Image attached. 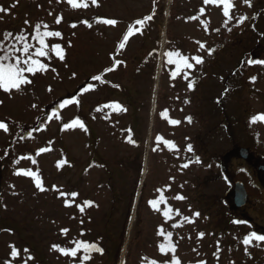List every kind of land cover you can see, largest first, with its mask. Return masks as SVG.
I'll list each match as a JSON object with an SVG mask.
<instances>
[{"label": "rangeland", "instance_id": "374dc122", "mask_svg": "<svg viewBox=\"0 0 264 264\" xmlns=\"http://www.w3.org/2000/svg\"><path fill=\"white\" fill-rule=\"evenodd\" d=\"M233 2L231 20L223 4L204 0H76L78 7L68 0L5 2L0 34L11 23L31 35L36 25L41 31L47 25L62 33L48 40L62 45L64 59L54 53L40 58L47 71L29 75L32 83L0 90V123L7 126L0 129V264H85L84 255L94 256V264H172L173 253L160 251L168 232L180 264H264V241L244 243L253 232L264 235V190L241 161L229 165L226 182L221 163L238 148L264 160V122H253L264 115V64L250 63L264 61V0ZM148 16V27L136 31V25L119 50L122 33ZM169 50L194 67L173 76ZM115 53L127 64L110 80L129 85L126 76L135 77L141 98L135 104L139 121L128 111L110 128L104 124L118 112L106 117V97H79L76 90L82 92V73H102ZM195 56L203 63L195 64ZM76 95L77 102L65 104ZM100 102L102 110L95 107ZM77 119L84 128H65ZM236 182L249 194L253 225L230 213ZM161 196L157 210L150 202ZM84 233L102 251L81 249L74 258L53 248H70ZM31 238L43 248L36 251ZM13 245L19 258L10 255Z\"/></svg>", "mask_w": 264, "mask_h": 264}, {"label": "snow or ice", "instance_id": "6c2138e0", "mask_svg": "<svg viewBox=\"0 0 264 264\" xmlns=\"http://www.w3.org/2000/svg\"><path fill=\"white\" fill-rule=\"evenodd\" d=\"M68 2L73 7H78L76 3V0H68ZM96 0H93V3H95ZM245 3H248L250 5V0H244ZM205 4L213 3V4H223V14L225 17L228 18V20L232 19L231 10L235 7V4L233 0H204ZM15 5H13L14 7ZM84 7H87V5H83ZM8 9L4 8L3 6H0V13L7 12ZM203 11V9L201 10ZM152 17H144L143 19L137 20V25H144L145 21L151 20ZM244 19H247V17L241 18L240 22L242 23ZM25 23H28L27 21ZM57 23H59V20H57ZM86 23V21H85ZM103 23L107 25H116L117 21L114 19H106L103 20ZM75 27V25H73ZM135 27V25L133 26ZM43 28L45 31H41V25H36L34 28L35 35L28 34L24 31L14 34L12 32H5L0 34V90H3L5 92H11L13 90H21L23 86L28 85L32 83V81L28 78L29 75H35L38 71L39 72H45L47 71V65L42 62L40 58H51L50 54L54 53L56 57H58L60 60L64 59V49L61 44L59 43H49L48 38L50 37H61L62 33L59 31H49L47 30L48 26L43 25ZM230 30V29H229ZM132 29H129V35H131ZM31 35V40H34L36 43H32L29 39V36ZM125 40L128 39V36L126 35L124 37ZM9 41H11L9 43ZM120 48H124L125 45L121 43L119 45ZM167 56L169 58L168 63H175L172 58L175 56L179 58V63L183 65L186 69H192L194 67V64L189 62L188 57H182L179 52H172L169 51L167 53ZM192 60L195 61V64H201L203 63V59L200 56L192 57ZM250 63H260L264 64V61H251ZM112 68H109L107 71H112ZM179 71V68L177 69ZM173 76L176 75L174 72L172 74ZM94 79H101V77H94ZM191 87V85H189ZM72 101H65V104L71 103ZM35 107V106H34ZM112 107V106H110ZM116 109H120L121 106L117 103L114 105ZM167 115V113H165ZM190 119V118H189ZM261 121L264 122V115H260L257 117H253V122ZM172 124H178L179 121L172 120ZM73 125H79L81 128H84V125L80 122L79 119L72 122V124H66L65 128L72 127ZM0 129H4L7 131V126L4 123H0ZM170 147H175L173 142L171 141H165ZM191 145L188 146V151H191ZM41 152L46 151V149H40ZM197 162H199L197 158ZM188 165L185 164L183 167H187ZM19 174V173H18ZM24 175L29 176H35L34 173L30 171H24ZM36 185L43 191V187L41 185V181L38 177H36ZM62 195H68L65 193H61ZM71 196L75 197L78 195V193H71ZM177 199H184L183 196L176 197ZM164 197L161 196L159 200H152L150 203L154 208H157V205L164 202ZM87 204H91V202H85ZM81 211H83V206H80ZM157 210H159L157 208ZM172 210L169 209L168 211L164 212V216L168 217L169 213ZM176 213L179 214L178 210H176ZM196 216L199 215V213H195ZM188 220L189 218H185ZM235 223H242L241 221H235ZM175 226V225H174ZM65 234L69 231V229H63L62 230ZM161 235H164L163 230H161ZM201 237L203 236V233L200 234ZM168 237V244H161L160 245V251L167 254V251L170 250L173 253V262L172 264H180L179 259L174 257L175 253V245L171 242L172 233H167ZM252 239H255L257 241H264V235H258L255 232L251 233L248 238L244 240V243L247 245L251 242ZM75 247L71 249L67 248H60L58 245H53L54 249L59 250L66 256L71 257H77L78 252L83 249L85 253H87L89 250H96V251H102V249L96 248L95 245H90L88 243H85L83 241H74ZM12 247V252L10 255L14 258H19L21 256V252L19 249H16L15 246ZM28 259H34L33 257L29 256ZM90 259V256L84 255L83 260L87 261ZM24 264H27V261L24 262ZM153 264H156L155 261H153ZM202 264H206V262H202Z\"/></svg>", "mask_w": 264, "mask_h": 264}, {"label": "trees", "instance_id": "16d2710c", "mask_svg": "<svg viewBox=\"0 0 264 264\" xmlns=\"http://www.w3.org/2000/svg\"><path fill=\"white\" fill-rule=\"evenodd\" d=\"M77 1L80 3V0H77ZM5 2H7V0H0V6H3L5 8ZM151 20L145 21V24L144 25H137L136 24V21L137 20L135 21V23L133 22V24H131L127 28V30L124 33H122L123 34V37L121 38V43H123L125 45V47H126V44L129 42V36H130L129 35V29L130 28L133 31V30L136 29L133 26L134 25L135 26L137 25L136 31H139V30L140 31H143L146 28V26L148 27L149 22H151ZM7 27L8 28L10 27V29L8 31H6V32H12L14 34H18V33H20L23 30V29L18 30L17 25L16 24H13V23L8 24ZM16 30H18V31H16ZM126 35L128 36V39L127 40L124 39V37ZM143 36H144V34H143ZM9 42H11V41H9ZM119 45H120V42H119ZM119 45H118V49L119 50L123 49V48H120ZM125 47H124V49H125ZM119 53H120V51H119ZM167 53H166V56H167ZM151 56H152V54H150L149 57H151ZM167 59H168V56H167ZM172 59L174 61H176L175 63H172V65L175 68L174 72H176V75L175 76L181 75L182 74L181 73L182 70H185L186 68H184L183 65L179 63V58H177V57L174 56ZM126 64L127 63L125 62L124 58H121L120 57V54L115 53L113 55V63H112V66L110 67V68L113 69L112 71H107L109 69L108 68V69L104 70L102 73H99V74H96L95 73V75H92L91 72H87V73H84V74L82 73V75H83L81 77V79H82V83H81V85H82L81 86L82 92L81 91L79 92V89L76 90L77 95L80 94L79 97H81V96H83L85 94H90L91 96H94V95L97 96L98 95L99 97H103V98L106 97L107 102H106V104L104 105V108H103V111L105 112L106 117H108L111 114V112H113V113H114V111L118 112V114H115L114 113L116 115V119L115 120H113V119L107 120V124H104V125H106V126H108L110 128L112 127L111 125H114L115 126L118 122L120 123L122 121H125L126 115L128 114V111H132V113L130 114V116L134 118L135 122L139 121L138 119L136 121V118H135V117H137L136 115H138V113L135 110V104H136V102L140 101V100H138V98L139 99L141 98L140 97L141 91L139 90V88L138 89H135V87H134V83H135L136 78L135 77L133 78L131 76H126V77H129L130 78V81L131 82H130L129 85H125L122 81H120L119 83L116 84V83H114V82H112L110 80L111 76L115 75L120 70L124 69L126 67ZM142 65L145 68H147L149 66L146 62H145V65L144 64H142ZM178 68H179V71H177ZM94 77H101V79H94ZM77 95H76V97L75 96L74 97L72 96L73 98L71 99V101H72L71 103H73L74 101L77 102V99L79 98V97L77 98ZM122 99L126 100V102H125L124 105H122ZM98 100H100V99H98ZM88 101H91L90 100V96H89ZM86 102L87 101H85V103ZM127 102H129V105L130 106H128ZM117 103L122 107V109H116L114 107V105L117 104ZM107 104H108V106H107ZM100 105H103V104L100 102L98 105L95 106L96 109L102 110V108H101L102 106H100ZM110 106H112V107H110ZM102 114L104 115V113H102ZM87 120H88V124H89V121H90L89 115L88 116H85V121H87ZM122 125L125 127L124 128V131H126V124H123L122 123ZM131 130H132V127H131ZM89 135H90V138H91L90 131H89ZM96 156H99L100 158L103 159V157L100 154H97ZM87 237H86V234L84 233L83 236H81V238H80L79 241H83V242L88 243L90 245H95V246L98 245V244H95V243L89 241L88 239H86ZM35 240H36V243H37V245H36L35 248H36V251H38L39 249H42L43 246H42V248L41 247L39 248V246H40L39 245L40 244L39 243L40 242V239L39 238H36L34 240L32 239V241H35ZM71 241H72V245L74 246L75 244L73 242L75 240H71ZM29 242L30 241H28L27 244L26 243H21L20 244L21 248H22V246L24 244H26L25 247L29 246V244H31ZM44 243L45 242H43L42 244L44 245ZM67 245H68V243H67ZM73 246H71V247L69 246L70 248H68V247H66L64 245V247H62V248L71 249V248H73ZM25 247L23 249H25ZM30 251H33V250H30ZM39 256H41V255H39ZM38 261H40V263H36V264H48L49 263V262H47V259L46 260H41L40 259ZM95 261H96V258H94V256H91V258L85 264H94Z\"/></svg>", "mask_w": 264, "mask_h": 264}, {"label": "flooded vegetation", "instance_id": "af4514ba", "mask_svg": "<svg viewBox=\"0 0 264 264\" xmlns=\"http://www.w3.org/2000/svg\"><path fill=\"white\" fill-rule=\"evenodd\" d=\"M242 150H244V149L238 148V149L232 150L230 153L226 154L225 157L222 159V162H221L222 163V172L225 176L226 182L229 181V178H228L229 165H231V163H233V162L241 161L244 164H247V167L250 168V170H249L250 174L249 175H250L251 179L254 180L255 183H257L256 188L259 190H261V189L264 190V160L261 158V156L253 155L247 150H244V151H247V156H246L247 159H245L242 156V152H241ZM230 194H231L230 198L232 200V205L229 206L230 207L229 208L230 213L233 215L240 214L241 219H244L245 221H248V223L250 225H253L255 223V221L252 219V217H249L247 215L248 209L251 208L250 198H249V201H248L247 205L245 206V208L237 209L234 205L233 193H230ZM253 209H256L254 207V204H253ZM245 212H246V214H245ZM262 231H264V230H262ZM225 232H228V230H225ZM256 234H258V233H256ZM258 235H260V234H258Z\"/></svg>", "mask_w": 264, "mask_h": 264}, {"label": "water", "instance_id": "95a60500", "mask_svg": "<svg viewBox=\"0 0 264 264\" xmlns=\"http://www.w3.org/2000/svg\"><path fill=\"white\" fill-rule=\"evenodd\" d=\"M242 156L246 158L247 151L242 150ZM248 202V194L246 192V189L242 183H237L235 185V191H234V205L237 209H242L246 206Z\"/></svg>", "mask_w": 264, "mask_h": 264}]
</instances>
